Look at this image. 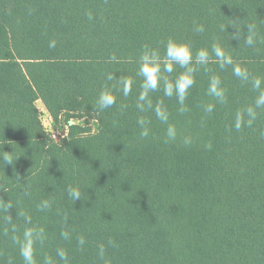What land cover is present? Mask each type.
<instances>
[{
    "label": "trees",
    "instance_id": "1",
    "mask_svg": "<svg viewBox=\"0 0 264 264\" xmlns=\"http://www.w3.org/2000/svg\"><path fill=\"white\" fill-rule=\"evenodd\" d=\"M249 23L256 25L251 46ZM196 25L205 31L194 32ZM170 37L190 43L194 56L218 43L248 79L213 56L194 74L186 111L161 85L149 96L166 109L167 124L153 110L139 112V55L145 46L163 55ZM182 71L175 66L170 78ZM109 73L128 76L132 91L124 97L117 86L116 104L98 112L99 90L116 84L106 81ZM212 75L221 80L223 102L208 94ZM261 93L264 0H0V148L16 159L0 166V199L13 205L21 230L20 213L43 228L37 264L45 256L64 264L57 248L66 250L68 264H264ZM38 101L54 118H93L97 133L71 126L53 138ZM141 116L149 121L146 138ZM69 187L82 197L73 202ZM7 216L0 210V264H23Z\"/></svg>",
    "mask_w": 264,
    "mask_h": 264
},
{
    "label": "clouds",
    "instance_id": "2",
    "mask_svg": "<svg viewBox=\"0 0 264 264\" xmlns=\"http://www.w3.org/2000/svg\"><path fill=\"white\" fill-rule=\"evenodd\" d=\"M239 20H233L232 26ZM247 28L248 37L246 39V44L251 46L254 43V36L256 32V25L254 23H249L245 26ZM196 33H203L205 31L203 25H196L193 28ZM215 57V60L219 63L221 68L226 65H233V74L241 79H248V72L246 68H242L238 65L233 64L232 58L224 51V49L218 44L213 43L211 46V52L208 48L202 47L195 52L193 55L192 46L190 43L177 40L176 38H168L164 44V53L160 54V51L155 48H150L145 46L141 51L138 58V68L137 75L141 78L140 88L141 91L137 97L136 108L139 112L143 113L148 110H153L157 119L162 123L167 124L168 113L165 108L162 107L160 103L153 106L149 94L160 89L163 86V93L166 97H175L178 103L182 106L181 111H186L187 109L183 107L184 101L187 98L188 90L192 88L195 83L194 74L197 71L198 66H206L210 60ZM115 61V57L111 58ZM179 66L183 69L182 72L177 74L175 78H170L171 74L174 72V67ZM168 74V75H165ZM116 81V84H105L99 90L94 107L98 112H103L106 109L113 107L116 104V96L114 91L119 86V91L124 97H128L132 91L133 81L126 75H121L119 78L114 76V73L106 74V81ZM255 86L258 88L260 86V81H255ZM208 94L214 97L218 102H223L224 100V89L221 87V80L218 76L212 75L209 79L208 84ZM257 107L264 106V93H261L260 97L256 101ZM214 105L208 104L205 106L204 111L211 113L213 111ZM249 115L255 118L254 112L250 109ZM137 124L139 125L141 131L139 133L141 138H146L149 136V121L143 116L137 119ZM239 128V123L236 125ZM166 136L168 140H174L176 138V129L173 125H168L166 129ZM12 153V152H11ZM11 153L4 152L0 148V166L3 167L4 164L11 165L14 163ZM69 198L75 202L77 199L82 197V193L79 188L69 187L67 189ZM50 202L45 200L41 204V208H49ZM13 208V205L0 199V210H4L8 213L6 218L7 224L10 226L9 230L11 233V240L14 245L19 250V255L22 258L23 264H37L35 258V245L37 243H43L45 240V233L43 228L32 225L31 217L26 213H20L24 219V226L21 228L13 223V217L9 210ZM61 235L64 239L69 238L68 232H62ZM110 244L114 243L109 241ZM79 244L82 246L84 244V239L81 237L79 239ZM99 255L102 259L105 257V248L100 245ZM56 257L64 264H68V255L65 249L57 248ZM11 264V261H9ZM43 264H55L53 257L45 256ZM105 264H110L109 261L105 260Z\"/></svg>",
    "mask_w": 264,
    "mask_h": 264
},
{
    "label": "rangeland",
    "instance_id": "3",
    "mask_svg": "<svg viewBox=\"0 0 264 264\" xmlns=\"http://www.w3.org/2000/svg\"><path fill=\"white\" fill-rule=\"evenodd\" d=\"M37 106L40 109L42 121H44L47 127L51 128L58 134V136L56 137L57 140L65 137H59L60 132L65 131V135L66 133L69 134L70 131L72 132L71 126H80L84 130L86 129L88 131H91V134L97 133V123L91 117L82 120L75 114L70 116L66 113H63L59 117L54 118L41 101L37 102Z\"/></svg>",
    "mask_w": 264,
    "mask_h": 264
},
{
    "label": "built area",
    "instance_id": "4",
    "mask_svg": "<svg viewBox=\"0 0 264 264\" xmlns=\"http://www.w3.org/2000/svg\"><path fill=\"white\" fill-rule=\"evenodd\" d=\"M45 126H46V125H45ZM46 128H47L48 131L51 133L52 137L56 139V137L58 136V134H57L54 130H52L51 128H49V127H47V126H46ZM61 136H62V137L65 136V131L59 133V137H61Z\"/></svg>",
    "mask_w": 264,
    "mask_h": 264
}]
</instances>
